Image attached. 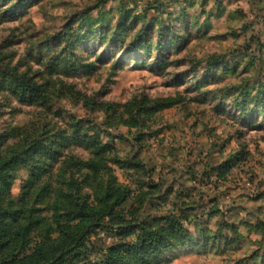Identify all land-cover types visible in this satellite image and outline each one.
<instances>
[{
  "label": "rangeland",
  "instance_id": "obj_1",
  "mask_svg": "<svg viewBox=\"0 0 264 264\" xmlns=\"http://www.w3.org/2000/svg\"><path fill=\"white\" fill-rule=\"evenodd\" d=\"M8 63L46 98L0 92V131L31 150L3 192L5 209L38 221L16 254L75 246L73 264L105 262L142 224L126 215L120 228L112 203L101 211L96 195L118 185L148 222L188 217L180 247L131 264H264V0H0ZM84 136L103 150L98 176Z\"/></svg>",
  "mask_w": 264,
  "mask_h": 264
},
{
  "label": "trees",
  "instance_id": "obj_2",
  "mask_svg": "<svg viewBox=\"0 0 264 264\" xmlns=\"http://www.w3.org/2000/svg\"><path fill=\"white\" fill-rule=\"evenodd\" d=\"M138 45V48H136ZM140 45L135 44L133 47V52L139 49ZM145 46V45H144ZM142 46V47H144ZM132 48V47H131ZM10 90V94L16 99H19L22 103L38 106L39 101H45L46 98L43 97V92L41 86L36 82L33 76H30L28 72H21L19 66H12L11 63L6 64L4 67H0V92L4 89ZM170 100L162 101L157 103V105H169ZM260 103L256 104V110L258 114L264 115V108H262ZM17 132L16 129L12 130L11 134L8 131H0V264H73L75 262V251L78 247L70 246L66 247L58 252L56 250L45 252L43 247L40 245L37 250L32 255H26V252L15 253L16 244L18 241L25 239L29 241L28 233L30 235V230L35 227L38 221L31 218H24V213L26 208L23 204L17 210H7L3 205V192L9 190L11 183L9 180V172L16 168L18 165H23L27 167V159L30 157L29 150L26 153V146L21 147V137L14 135ZM31 137L27 138L28 142ZM35 140H31L33 143ZM29 142V143H30ZM95 142V140H94ZM79 146L83 145L86 149L90 146L94 149L93 152L90 151V159L83 163L84 168L91 170L93 175H100L102 171L99 168H108L101 158L103 150L95 142L92 144L91 139L84 137H79L76 140ZM37 143L29 144V146H36ZM22 149L20 154L19 150ZM32 151H34L32 149ZM34 152V156H35ZM33 156V157H34ZM36 157V156H35ZM117 162L116 164H118ZM35 168L38 167L37 163L31 164ZM46 168V167H45ZM49 168V166H48ZM231 168L223 166L218 168L219 175L222 177L229 173ZM36 170H33V177L30 179V183H35L39 179L36 177ZM105 194L104 198L101 196L100 204L105 205L108 208L109 203L112 209L123 208V214L120 216V228L126 224V215L132 218V220L137 221L142 219V224H137L136 230L129 233V229L126 232H122V237L126 240L131 237L133 240L128 243L118 244L111 249H109L108 257L105 262L100 264H131L133 262L137 263H147L146 255H155L161 251L173 247H180L188 239V230L186 229V224L188 223V217L183 214H174L167 217H162L159 219H154L150 222L139 212H133L126 210V205L130 201V190L123 187L107 186L103 191L101 190L96 196ZM104 199L108 201V204H104ZM64 215L67 212V207L64 203L59 206ZM75 210L78 208L74 207ZM68 211L73 212L72 208ZM89 206H84L83 213L92 212ZM103 211V209L101 210ZM77 215L78 212L74 211ZM20 214L23 216L20 219ZM18 215V216H17ZM112 215V214H110ZM9 216V219L6 217ZM19 217V218H18ZM65 216H61L60 221L64 219ZM46 219H44L45 221ZM50 221V220H49ZM189 221V225H190ZM14 225V226H13ZM60 225V224H58ZM54 224L49 227H53ZM132 226H130V229ZM146 261V262H145Z\"/></svg>",
  "mask_w": 264,
  "mask_h": 264
}]
</instances>
